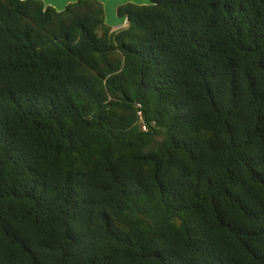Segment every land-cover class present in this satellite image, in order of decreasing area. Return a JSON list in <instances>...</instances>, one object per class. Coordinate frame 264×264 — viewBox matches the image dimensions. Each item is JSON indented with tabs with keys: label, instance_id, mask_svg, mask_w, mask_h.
Returning <instances> with one entry per match:
<instances>
[{
	"label": "trees",
	"instance_id": "obj_1",
	"mask_svg": "<svg viewBox=\"0 0 264 264\" xmlns=\"http://www.w3.org/2000/svg\"><path fill=\"white\" fill-rule=\"evenodd\" d=\"M153 2L0 0V264H264V0Z\"/></svg>",
	"mask_w": 264,
	"mask_h": 264
},
{
	"label": "water",
	"instance_id": "obj_2",
	"mask_svg": "<svg viewBox=\"0 0 264 264\" xmlns=\"http://www.w3.org/2000/svg\"><path fill=\"white\" fill-rule=\"evenodd\" d=\"M27 1V0H23ZM45 4L46 10L50 7L55 8L59 14L67 12L71 5L79 3L80 0H40ZM104 5L105 25L111 29L119 30L124 28L129 22V16L120 15L121 7L126 5L154 6L153 0H96Z\"/></svg>",
	"mask_w": 264,
	"mask_h": 264
},
{
	"label": "rangeland",
	"instance_id": "obj_3",
	"mask_svg": "<svg viewBox=\"0 0 264 264\" xmlns=\"http://www.w3.org/2000/svg\"><path fill=\"white\" fill-rule=\"evenodd\" d=\"M127 26V25H126Z\"/></svg>",
	"mask_w": 264,
	"mask_h": 264
}]
</instances>
